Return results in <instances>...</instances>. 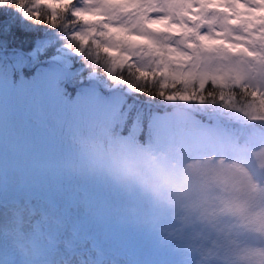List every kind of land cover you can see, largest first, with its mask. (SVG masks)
Masks as SVG:
<instances>
[{
  "label": "rangeland",
  "instance_id": "rangeland-1",
  "mask_svg": "<svg viewBox=\"0 0 264 264\" xmlns=\"http://www.w3.org/2000/svg\"><path fill=\"white\" fill-rule=\"evenodd\" d=\"M0 2V264H264V0Z\"/></svg>",
  "mask_w": 264,
  "mask_h": 264
},
{
  "label": "trees",
  "instance_id": "trees-1",
  "mask_svg": "<svg viewBox=\"0 0 264 264\" xmlns=\"http://www.w3.org/2000/svg\"><path fill=\"white\" fill-rule=\"evenodd\" d=\"M41 11H43L42 9H41ZM41 11H38L39 13H37V15H46L45 17L46 18H42V20H43V23H41V27L39 28V29H36V34L39 32V31H41V30H44L45 29V31H47V29H49V28H51V25H53V24H55L56 22H58L59 21V19L61 18V17H59L58 16V14L56 15V11H52L53 12V14L51 13V11H50V9L48 10V12L47 13H43V12H41ZM0 13H2L3 14V8H2V6H1V2H0ZM49 15V16H48ZM0 18H4V15H0ZM2 19H0V21H1ZM32 35H29V34H27V33H22V32H19L17 29L16 30H13V27L11 26V25H5V27H4V29H3V32L0 34V37L3 39V40H6V41H8V46H15V47H19V48H21L22 50L24 49V50H27V49H29L28 47L29 46H32V44L34 43L33 42V38H35V36H33V37H31ZM15 38V39H18V41L19 42H17L16 40H11V38ZM11 40V41H10ZM27 40H28V42H27ZM17 44H21V46H17ZM30 44V45H29ZM12 52H15V53H18V54H20V55H25V53L24 52H22V51H19V52H16V51H12ZM3 53H6V54H8V53H10V51H7V52H3ZM3 53H0V55L2 56L3 55ZM121 71L123 72V73H131L130 71V69H128L127 68V66L124 68H121ZM157 75L159 76L158 78L159 79H162V74H158L157 73ZM184 77H186L184 74H182L181 75V79H179V81H177V83H179V84H182L183 82H184V80H185V78ZM213 84H212V82H211V80H209V79H206L205 81H203V80H200V78L199 77H197V78H195L194 80H193V83H192V88H195V87H197V88H200V89H202V92L205 94V95H209V96H211V95H213L215 92V89H210V90H208L207 89V86H212ZM147 87H149V86H147ZM149 88H151V87H149ZM189 88H191L190 86H189ZM245 89H247V88H245ZM180 90V89H179ZM188 90H191V89H188ZM150 92H151V95H154V94H156L155 92H158V90L157 89H153V87L151 88V90H149ZM171 90H166L165 91V93L167 94L168 92H170ZM261 95V94H260ZM155 97V96H154ZM133 99V98H132ZM135 100V99H134ZM136 101H138V100H136ZM198 108H201V109H204V107L203 106H197Z\"/></svg>",
  "mask_w": 264,
  "mask_h": 264
},
{
  "label": "bare ground",
  "instance_id": "bare-ground-1",
  "mask_svg": "<svg viewBox=\"0 0 264 264\" xmlns=\"http://www.w3.org/2000/svg\"><path fill=\"white\" fill-rule=\"evenodd\" d=\"M73 56L74 54L67 47L62 48L61 54H59L60 59L67 65L71 64Z\"/></svg>",
  "mask_w": 264,
  "mask_h": 264
},
{
  "label": "water",
  "instance_id": "water-1",
  "mask_svg": "<svg viewBox=\"0 0 264 264\" xmlns=\"http://www.w3.org/2000/svg\"><path fill=\"white\" fill-rule=\"evenodd\" d=\"M72 52V51H71ZM50 60V59H49ZM44 62V61H43ZM67 69V76H68V78H69V76H70V69H68V68H66ZM94 77L93 76H90V77H88V79H93Z\"/></svg>",
  "mask_w": 264,
  "mask_h": 264
},
{
  "label": "snow or ice",
  "instance_id": "snow-or-ice-1",
  "mask_svg": "<svg viewBox=\"0 0 264 264\" xmlns=\"http://www.w3.org/2000/svg\"><path fill=\"white\" fill-rule=\"evenodd\" d=\"M51 6H62V5H55V4H53V5H51Z\"/></svg>",
  "mask_w": 264,
  "mask_h": 264
}]
</instances>
